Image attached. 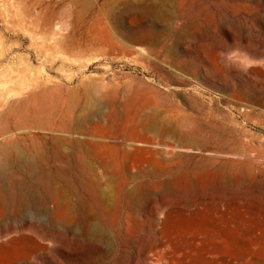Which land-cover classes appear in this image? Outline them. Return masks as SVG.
<instances>
[{
	"label": "rangeland",
	"instance_id": "rangeland-1",
	"mask_svg": "<svg viewBox=\"0 0 264 264\" xmlns=\"http://www.w3.org/2000/svg\"><path fill=\"white\" fill-rule=\"evenodd\" d=\"M99 4L0 0V264H264V0Z\"/></svg>",
	"mask_w": 264,
	"mask_h": 264
},
{
	"label": "bare ground",
	"instance_id": "bare-ground-1",
	"mask_svg": "<svg viewBox=\"0 0 264 264\" xmlns=\"http://www.w3.org/2000/svg\"><path fill=\"white\" fill-rule=\"evenodd\" d=\"M76 1H78V0H73V2H76ZM144 1V0H143ZM150 1V0H149ZM153 1V0H152ZM87 2V1H86ZM119 2H123V0H100V8H99V10H103V9H105L106 7H108L110 4H112V3H119ZM146 2H147V0H146ZM180 2V1H179ZM97 3V2H96ZM87 4V3H86ZM126 4V3H125ZM177 4H181V3H177ZM73 5V4H72ZM84 5H85V3H84ZM95 5V4H94ZM99 5H97L98 7H99ZM125 6V9L129 12L130 11V13H131V10L132 11H135L136 10V12H137V14H136V16L134 15V17L135 18H139L140 19V22H143L142 20H144V17L146 16V15H148V14H153V13H155L157 10H158V6L156 5V4H154L153 2H151V3H147V4H144V5H139V6H132V4H126V5H124ZM177 6V5H176ZM177 8H178V6H177ZM182 9H183V7H182ZM106 10V9H105ZM180 10V9H179ZM97 11V10H96ZM104 11V10H103ZM185 11V10H184ZM105 12V11H104ZM75 16L76 17H80V15H79V13H76L75 14ZM94 19V18H93ZM131 20V19H130ZM93 22H94V20H93ZM96 22V21H95ZM96 23H98V22H96ZM93 24V23H92ZM102 26V25H101ZM105 26V25H104ZM101 28V27H100ZM103 29V28H102ZM98 29H94V27H93V32L95 33L96 31H97ZM98 32V31H97ZM142 32H143V34L146 36V37H149L150 35H152L153 34V29H152V25L151 24H147V25H144L143 26V29H142ZM94 35V34H93ZM96 35V34H95ZM151 51V50H150ZM142 53H144V52H142ZM101 119V118H100ZM132 121H134V120H132ZM129 122H127V125H123L122 127H121V129L123 130V129H127V128H131V126H130V123L128 124ZM123 124V123H122ZM121 125V124H120ZM128 125H129V127H128ZM31 126V125H30ZM97 126V125H96ZM95 127V126H94ZM94 127H90V128H86L85 129V131L82 133L86 138H87V140H88V142L92 145V148L90 149V151H91V153H93V155H94V157H95V154L94 153H97V152H99V151H101L100 150V148H104V144H103V142H102V140L103 139H105V136L103 137V135L102 136H100V135H98V133H94L95 131H94ZM25 128H27L26 126H25ZM132 128H134V129H132V130H136L135 129V127H133L132 126ZM77 129V128H76ZM95 130H97V129H95ZM76 131V130H75ZM82 131H83V129H82ZM131 131V130H130ZM6 132V131H5ZM9 132H11V131H9ZM129 132V131H128ZM8 134H12V133H8ZM82 135V136H83ZM9 136H11V135H9ZM9 138V137H8ZM12 138V137H11ZM134 139V138H133ZM132 139V140H133ZM9 140V139H8ZM131 141V140H130ZM132 142V141H131ZM133 142H135V141H133ZM63 143H65V142H63ZM13 144V143H12ZM11 144V145H12ZM16 144V143H15ZM61 144V143H60ZM85 145V144H84ZM68 146V145H67ZM77 146V145H76ZM63 147V146H62ZM61 147V148H62ZM69 147V146H68ZM79 147V146H78ZM85 147V146H84ZM66 149V148H65ZM85 151V150H84ZM87 152V151H86ZM102 152V151H101ZM78 154V153H77ZM81 154H82V152H81ZM80 155V154H79ZM92 155V156H93ZM61 156H62V153H61ZM82 156V155H81ZM84 156V155H83ZM99 156V155H98ZM100 158H102V155H101V153H100ZM97 159H98V157H97ZM100 160V159H99ZM11 172V171H10ZM9 173V172H8ZM2 174V173H1ZM0 174V175H1ZM15 175V174H14ZM19 175V174H18ZM9 176H10V174H9ZM15 177V176H14ZM17 177V176H16ZM7 178H8V176H7ZM9 180V179H8ZM2 198V197H1Z\"/></svg>",
	"mask_w": 264,
	"mask_h": 264
}]
</instances>
